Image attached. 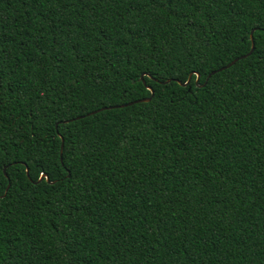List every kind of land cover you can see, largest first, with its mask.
I'll return each instance as SVG.
<instances>
[{"label": "trees", "instance_id": "trees-1", "mask_svg": "<svg viewBox=\"0 0 264 264\" xmlns=\"http://www.w3.org/2000/svg\"><path fill=\"white\" fill-rule=\"evenodd\" d=\"M262 18L264 0H0V264H264V60L208 79Z\"/></svg>", "mask_w": 264, "mask_h": 264}, {"label": "snow or ice", "instance_id": "snow-or-ice-1", "mask_svg": "<svg viewBox=\"0 0 264 264\" xmlns=\"http://www.w3.org/2000/svg\"><path fill=\"white\" fill-rule=\"evenodd\" d=\"M249 32H250V36L248 38V48H249L250 54H256V56L259 59L264 60V18H262L260 22L256 23L253 28L249 29ZM134 83L135 81H131L129 84H125L121 86L118 89V91L122 93L123 96H128L131 92V85ZM184 83L186 87H191L196 82L188 80V81H185ZM112 89L116 91L117 90L116 85H112ZM149 95L155 96L156 95L155 90L151 89L149 92ZM97 103L100 109H104L105 105H104L103 100H99L97 101ZM121 103H123V101H121ZM85 111L95 112V109L88 108L87 105H85V108L81 110L80 112H75L72 114L60 116L57 119L61 123H66L68 125H76L77 119L84 120V121L87 120V116L84 115ZM57 128L59 130V126H57ZM80 128L83 129V125H80ZM86 131L87 130L85 129L79 132L78 134L84 135ZM69 150H71V148ZM41 179H47L44 173H41Z\"/></svg>", "mask_w": 264, "mask_h": 264}, {"label": "water", "instance_id": "water-1", "mask_svg": "<svg viewBox=\"0 0 264 264\" xmlns=\"http://www.w3.org/2000/svg\"><path fill=\"white\" fill-rule=\"evenodd\" d=\"M249 55H251L250 52H249L247 55H244V56H241L240 58H237L236 60H234L233 62H231V63L228 64L227 66L222 67V68H220V69H218V70H216V71H213L211 74H209L208 79H209L211 76H213L214 74H216L217 72L223 71V70H225V69L231 67V66L234 65V64L236 63V61H238L239 59L246 58V57H248ZM191 76H192V75L189 76L188 80H191ZM142 78H143V77H141V79H142ZM198 80H199V76H198V78H197V81H198ZM167 82H169V81H167ZM167 82H166V83H167ZM177 82H178L179 84L185 86V83H182L181 81H178V80H177ZM148 89H150V88H148ZM150 90H151V89H150ZM152 96H153V95H152ZM152 96H151L150 98H147V99L137 100L136 102L130 103L129 105L134 104V103H144V102H149V101L151 100ZM117 107H118V106H113V107H111V108H117ZM119 107H123V106H119ZM104 109H106V108H104ZM104 109H101V110H104ZM101 110H99V111H101ZM96 112H97V111H96ZM96 112H92V113H90V114H94V113H96ZM63 147H64V140H63V138H62L61 156H62V153H63ZM27 175H28V177H29V170H28V169H27ZM46 177H47L46 180L49 181L48 176H46ZM41 180H43V179L40 178L39 181H41ZM9 187H10V184L8 185L7 191H8V189H9Z\"/></svg>", "mask_w": 264, "mask_h": 264}]
</instances>
